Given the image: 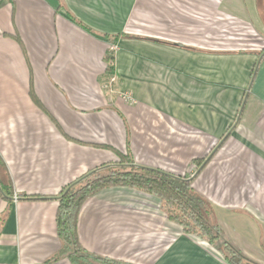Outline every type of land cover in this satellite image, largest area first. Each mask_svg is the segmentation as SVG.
Segmentation results:
<instances>
[{
    "label": "crops",
    "instance_id": "0c3cea01",
    "mask_svg": "<svg viewBox=\"0 0 264 264\" xmlns=\"http://www.w3.org/2000/svg\"><path fill=\"white\" fill-rule=\"evenodd\" d=\"M263 9L264 0H0V264L53 258L55 198L126 155L180 177L204 160L194 190L224 237L264 264ZM78 234L90 253L124 264H227L168 221L158 198L132 189L88 199Z\"/></svg>",
    "mask_w": 264,
    "mask_h": 264
},
{
    "label": "trees",
    "instance_id": "16d2710c",
    "mask_svg": "<svg viewBox=\"0 0 264 264\" xmlns=\"http://www.w3.org/2000/svg\"><path fill=\"white\" fill-rule=\"evenodd\" d=\"M14 39L21 44L18 36ZM32 98L42 108L33 93ZM194 163L197 171L193 177L187 178L138 166L126 155L119 163L92 170L70 183L55 198L58 201L56 232L61 248L45 264H54L60 259H68L72 264H124L90 253L82 246L78 234L79 215L86 201L100 191L118 186L135 188L160 198L162 210L168 219L179 223L184 234L193 235L216 246L227 264H258L227 240L213 220L210 205L193 188L194 178L203 168L204 160ZM3 168L4 163L0 157V170ZM2 184V191L6 196H11L12 183L8 180Z\"/></svg>",
    "mask_w": 264,
    "mask_h": 264
},
{
    "label": "rangeland",
    "instance_id": "374dc122",
    "mask_svg": "<svg viewBox=\"0 0 264 264\" xmlns=\"http://www.w3.org/2000/svg\"><path fill=\"white\" fill-rule=\"evenodd\" d=\"M223 11H225V12H229V11H231V10H223ZM263 11H264V9H263ZM241 26V25H240ZM257 29V28H256ZM235 31V30H234ZM242 34V33H241ZM244 43H246L244 40H242ZM242 41L241 40H239V42H240V45H241V43H242ZM254 43H257L256 44V46L254 47V49H260V45L258 44V42H254ZM235 47H237V48H248L249 47V45H246V47H244V45L243 46H239V45H237V44H235L234 45ZM259 55L261 56V55H264V48H263V50H261L260 52H259ZM197 171V165L194 163L193 164V166L189 169V171H188V175H187V178H191V177H193L194 176V174H195V172ZM118 187H122V188H127V189H132V190H136V191H139L138 189H135V188H131V187H123V186H118ZM111 188H116V187H111ZM109 189V188H108ZM139 192H142V191H139ZM142 193H144V192H142ZM144 194H147V193H144ZM148 195H150V194H148ZM151 196H153V195H151ZM154 197H156V196H154ZM156 198H158V197H156ZM159 200H160V209H161V211L163 212V214L166 216V213L164 212V210H162V207H161V199L160 198H158ZM166 219L168 220V221H170L171 223H174L178 228H180L181 229V231L184 233V229H183V227L179 224V223H177V222H175V221H173V220H170V219H168V217L166 216ZM191 236H193V235H191ZM195 237V236H194ZM197 238V237H196ZM212 246V245H211ZM216 250H217V247L216 246H213ZM218 251V250H217ZM219 252V251H218ZM221 255V254H220ZM222 256V255H221Z\"/></svg>",
    "mask_w": 264,
    "mask_h": 264
},
{
    "label": "built area",
    "instance_id": "2783aa9c",
    "mask_svg": "<svg viewBox=\"0 0 264 264\" xmlns=\"http://www.w3.org/2000/svg\"><path fill=\"white\" fill-rule=\"evenodd\" d=\"M117 46H113L112 50H116ZM117 81L116 76H112L109 83L105 85L106 90H111V86ZM120 99L128 105H135L137 103L136 98L131 92H122L119 94Z\"/></svg>",
    "mask_w": 264,
    "mask_h": 264
},
{
    "label": "water",
    "instance_id": "95a60500",
    "mask_svg": "<svg viewBox=\"0 0 264 264\" xmlns=\"http://www.w3.org/2000/svg\"><path fill=\"white\" fill-rule=\"evenodd\" d=\"M210 157H208V159H209Z\"/></svg>",
    "mask_w": 264,
    "mask_h": 264
}]
</instances>
